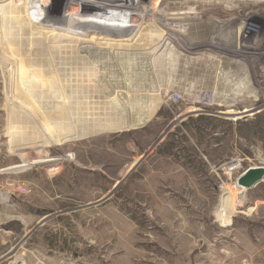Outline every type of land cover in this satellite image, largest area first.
Returning <instances> with one entry per match:
<instances>
[{
	"label": "rangeland",
	"instance_id": "1",
	"mask_svg": "<svg viewBox=\"0 0 264 264\" xmlns=\"http://www.w3.org/2000/svg\"><path fill=\"white\" fill-rule=\"evenodd\" d=\"M98 3L146 22L82 41ZM248 167L264 0H0V264H264Z\"/></svg>",
	"mask_w": 264,
	"mask_h": 264
},
{
	"label": "bare ground",
	"instance_id": "2",
	"mask_svg": "<svg viewBox=\"0 0 264 264\" xmlns=\"http://www.w3.org/2000/svg\"><path fill=\"white\" fill-rule=\"evenodd\" d=\"M100 5H98V7H95V10L97 13H95V15H91L89 13H86V14H81V15H78L79 18H81V21H80V28L84 29L83 31L85 32H73L74 35H80V37H83V39H81L82 41H85V37L84 36H87V37H91V38H95V39H108V38H111V39H116V38H119L120 36L118 35V31L119 30H127L128 32H131V30L137 28L138 26L142 25L145 21V16H143L141 14V11H143V14L144 12H150V8H149V4L143 6L142 10H140V14L139 16H136V19L132 18V19H129L128 17L129 16H126L123 17V18H111V17H108V16H103L102 12H107L106 10L104 11V9L101 7V3H98ZM158 4V2L156 3ZM106 5V4H104ZM152 5V4H151ZM156 10V9H155ZM156 14L158 13L157 11H155ZM152 11V10H151ZM161 11V10H160ZM170 13V12H169ZM192 12L188 11V12H180V13H176L177 15L178 14H190ZM197 13V12H196ZM128 14V13H127ZM155 14V13H154ZM172 14H175V13H172ZM256 14L254 12H250V14L247 16L248 18H251V17H255ZM170 17V15H169ZM188 17V16H187ZM186 18V17H185ZM129 19V20H128ZM136 20H138V22H135ZM182 25V24H181ZM250 31H252V27L249 28ZM118 30V31H117ZM143 30V29H142ZM145 32V31H144ZM168 32V31H167ZM170 32V31H169ZM122 33V32H121ZM152 33V32H151ZM164 33V32H163ZM140 34V33H139ZM163 35V34H162ZM165 35V34H164ZM159 37V36H158ZM146 38V37H145ZM68 40H71L72 38H66ZM142 39V38H141ZM144 39V38H143ZM150 39V38H149ZM67 40V41H68ZM74 40H77L78 42H80L81 40L79 39H74ZM153 40V39H152ZM73 41V40H72ZM81 41V42H82ZM90 42V41H89ZM117 43V42H116ZM146 44V43H145ZM122 45H127V43H124ZM144 45V44H143ZM158 45V44H157ZM134 46V45H133ZM147 46V45H146ZM135 47V46H134ZM157 48H159V45L155 48H153V50H156ZM81 49V48H79ZM89 51V50H88ZM93 54V53H92ZM93 60V59H92ZM93 62V61H92ZM66 67V66H65ZM81 67V66H80ZM82 68V67H81ZM101 68V67H100ZM99 77V76H98ZM87 84V83H86ZM104 101V100H103ZM56 160L55 158H46V159H36V160H31V161H25L23 160V162L21 163H16V164H13V165H10V166H7L6 168H4L3 170H9V169H20L24 166H27V165H33V164H39V163H42V162H49V161H54Z\"/></svg>",
	"mask_w": 264,
	"mask_h": 264
},
{
	"label": "water",
	"instance_id": "3",
	"mask_svg": "<svg viewBox=\"0 0 264 264\" xmlns=\"http://www.w3.org/2000/svg\"><path fill=\"white\" fill-rule=\"evenodd\" d=\"M264 176V169L246 168L236 179V183L243 189L250 188L259 182Z\"/></svg>",
	"mask_w": 264,
	"mask_h": 264
}]
</instances>
